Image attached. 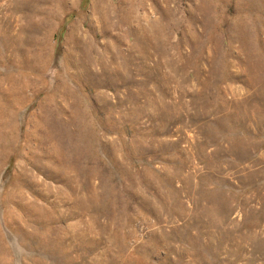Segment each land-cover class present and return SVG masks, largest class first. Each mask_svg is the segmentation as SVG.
I'll use <instances>...</instances> for the list:
<instances>
[{"label":"rangeland","instance_id":"374dc122","mask_svg":"<svg viewBox=\"0 0 264 264\" xmlns=\"http://www.w3.org/2000/svg\"><path fill=\"white\" fill-rule=\"evenodd\" d=\"M0 264H264V0H0Z\"/></svg>","mask_w":264,"mask_h":264}]
</instances>
